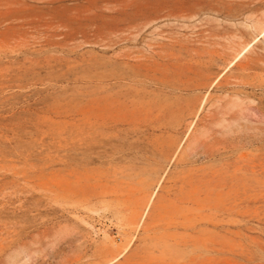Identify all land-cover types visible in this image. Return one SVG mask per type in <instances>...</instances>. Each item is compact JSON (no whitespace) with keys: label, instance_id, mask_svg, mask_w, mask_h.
<instances>
[{"label":"rangeland","instance_id":"374dc122","mask_svg":"<svg viewBox=\"0 0 264 264\" xmlns=\"http://www.w3.org/2000/svg\"><path fill=\"white\" fill-rule=\"evenodd\" d=\"M0 264H264V0H0Z\"/></svg>","mask_w":264,"mask_h":264}]
</instances>
